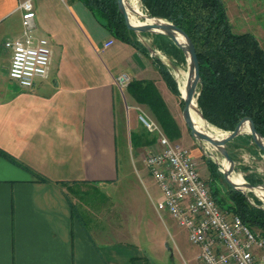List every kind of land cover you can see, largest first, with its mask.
<instances>
[{
    "label": "crops",
    "instance_id": "1",
    "mask_svg": "<svg viewBox=\"0 0 264 264\" xmlns=\"http://www.w3.org/2000/svg\"><path fill=\"white\" fill-rule=\"evenodd\" d=\"M22 1L0 0V264H156L166 255L160 238L169 215L156 208L162 196L147 166L119 164L121 145L130 163L126 141L140 122L114 79L150 80L160 94L165 82L150 57L113 38L79 0H33L35 34L49 39L52 59L47 78L20 88L8 76L5 42L21 33ZM78 187L103 195L115 188L109 228L100 221L113 207L98 211ZM70 191L85 196L90 214L83 217Z\"/></svg>",
    "mask_w": 264,
    "mask_h": 264
},
{
    "label": "trees",
    "instance_id": "2",
    "mask_svg": "<svg viewBox=\"0 0 264 264\" xmlns=\"http://www.w3.org/2000/svg\"><path fill=\"white\" fill-rule=\"evenodd\" d=\"M79 1L113 38L150 57L169 91L178 95L177 85L168 69L159 58L150 56L149 50L136 39L135 32L127 29L117 0ZM140 3L149 16L170 22L193 43L201 80L196 102L202 117L223 132L233 131L242 120L249 119L264 138V50L257 38L250 32H233L222 0H140ZM156 38L163 51L180 59L183 57L182 50L166 35L157 34ZM125 92L149 111L168 139L181 138L177 121L152 81L131 79ZM150 135L155 138L149 139ZM240 139L251 142L252 137L240 135L232 142ZM155 140L156 136L146 130L145 134H132L130 143L141 147L152 145ZM205 164L213 199L251 231L264 236L261 202L251 203L249 194L233 189L213 161L205 159ZM245 180L254 186L263 183L262 178L253 174L245 175ZM218 182L227 186L224 198H220L215 188Z\"/></svg>",
    "mask_w": 264,
    "mask_h": 264
},
{
    "label": "built area",
    "instance_id": "3",
    "mask_svg": "<svg viewBox=\"0 0 264 264\" xmlns=\"http://www.w3.org/2000/svg\"><path fill=\"white\" fill-rule=\"evenodd\" d=\"M17 9L21 11L22 29L18 37L5 42L11 50L8 76L20 88L29 89L35 81L47 78L52 50L48 38L35 34L33 0L20 2ZM130 80L126 74L114 79L124 102ZM125 109L138 110L126 102ZM138 118L157 140L158 148L146 158L162 196L156 208L186 229L189 242L198 247V259L203 264H264V236L251 231L213 199L188 149L168 139L160 126L144 114H138Z\"/></svg>",
    "mask_w": 264,
    "mask_h": 264
},
{
    "label": "rangeland",
    "instance_id": "4",
    "mask_svg": "<svg viewBox=\"0 0 264 264\" xmlns=\"http://www.w3.org/2000/svg\"><path fill=\"white\" fill-rule=\"evenodd\" d=\"M223 1L224 4L226 5L234 31L236 33H242V32L252 33L257 38L261 48L264 50V0H223ZM141 10L145 14V11L142 9V6H141ZM156 35L157 34L155 33H135L136 39L144 47L146 48L149 47L153 50L154 54L152 55L151 52H149L150 56L152 58L157 57L160 59L161 64H163L168 69L169 73L172 75L177 85V79H176L177 73L188 72L187 58L184 54L183 57H181L180 59L177 58L174 54H169L163 51V49L160 47L161 43L156 38ZM163 88H165L164 83L161 85V87H159V89L161 91V95L164 97V100L166 101L170 113L175 118L180 128L184 130V133L187 136V138L189 140H192L193 143H195L196 148L198 149L200 155V157L198 158L199 160H196L198 170L202 179L208 183L210 180L209 172L207 175L206 174L204 175L202 171H200L199 169L198 161L200 162L202 160V162L205 163V159H210L216 164L217 170L222 174L224 171L222 162L225 161L221 156V154L214 147H212L211 145H209L204 141L194 139L190 135V132L187 129L186 125L184 124L182 117L183 101L180 97V93H178V95H174L168 89H165V91H163L164 90ZM124 96L127 105L138 108V110H136L138 114L140 113L144 114L149 119L155 121L145 107L139 105H132L128 101V99H126L128 98L126 92L124 93ZM119 98H120V102L123 103L124 106L125 102L122 99L120 93H119ZM129 110L130 109H128V111ZM145 133H146V129L140 123L138 134H145ZM243 135H248V134H243ZM152 137L154 136L150 135L149 139H151ZM175 142L187 149V146L183 141L176 140ZM118 144L121 145V142L118 141ZM126 145L128 148L127 159L130 163H127L125 161L124 150L122 148V145L121 147L118 146L120 153L119 164L121 165L122 168H125L127 164L131 167H133V165L145 166L146 158L148 154L150 153V151L154 150L155 148L154 146L155 142L152 145L136 147L133 146L129 142V140H127ZM226 148L233 158V162H234L233 170L235 173L241 174L245 182H247L245 180V175H249V174L256 175L263 179V184H264V152L260 150V148L253 141V139L251 140V142H247L241 139L235 140L233 142L230 141L229 143L226 144ZM215 188L218 190V195L220 196V198H224L225 192L227 191L226 184L223 182L221 183L218 182L216 183ZM75 190L77 191V193L84 190L87 194L86 198L88 199V201L90 200L89 201L90 203L91 202L97 203L98 211L104 210L103 212L105 213L107 209H109L111 206L113 207L114 214L111 215L107 214L108 216L104 214L103 221H100L102 223V226L105 225V227L109 228L113 224L112 222H115V188L113 189V192L110 193V195H108L107 191L103 195L97 192L98 189L92 187H85V188L78 187ZM246 194H249V200L251 203H254L256 200L260 201L255 193L246 191ZM70 196L73 199V202L75 206L79 209V211H81V213L83 212L82 213L83 215L86 213L88 214L91 213L90 209L88 210L84 209L83 205L87 203L85 196L81 197L79 196V194H75L72 191H70ZM86 205L87 207L89 206V204ZM260 206L264 208L262 202ZM83 217H85V215ZM111 218L113 219V221L111 220ZM163 219L167 231L165 232L166 238L164 236V233H162L160 240H162L163 251H165L166 255L165 257L162 258V260L157 261L156 264H203L197 257L198 247L190 243L188 240L186 229L180 226L170 216L166 215V217L164 216Z\"/></svg>",
    "mask_w": 264,
    "mask_h": 264
},
{
    "label": "water",
    "instance_id": "5",
    "mask_svg": "<svg viewBox=\"0 0 264 264\" xmlns=\"http://www.w3.org/2000/svg\"><path fill=\"white\" fill-rule=\"evenodd\" d=\"M117 7L119 12L122 14L124 17L125 25L127 29L135 32V33H155V34H163L166 35L168 38H170L183 52V54L186 56L187 61H188V70L192 73V79L191 82L189 83L185 97L182 98L183 101V110H182V117L184 124L186 125L187 129L190 132V135L197 140L204 141L214 147L223 157L224 161L229 164V169L226 171H223L224 179L226 182L235 190L241 191L243 193H246V191H252V189L256 187H264V184H259V185H251L247 182H245V190L242 188H239L235 185H233L230 180L229 176L231 175L234 166V162L231 159L229 152L226 148V144L235 139L236 137L243 135V134H248L252 137L253 141L255 144L264 152V138L255 130V127L253 126L252 122L249 119H244L240 122V124L231 132H225L226 135L223 138L216 139L211 136H208L198 130L195 129L193 120L191 118L190 114V109L192 105V100L193 97L197 100V97L199 95V86L201 85V80L199 76V66H198V59H197V54L194 48L193 43L189 39V37L178 27L174 26L170 22L157 18V17H151L149 16L146 12L145 15L152 20H156L158 22H153L151 24H141V25H132L128 21V16L127 12L125 10V7L123 5V0H117ZM177 36L182 38L184 40V43L181 44L177 40ZM149 52L153 55V50L149 47H147ZM197 104V102H196ZM198 108V107H197ZM199 111V109H198ZM199 114L203 120H205L201 112L199 111ZM206 121V120H205ZM207 122V121H206ZM248 123L249 130L248 132H243L242 128L245 123ZM207 124H209L207 122ZM210 125V124H209ZM211 126V125H210ZM217 129V128H216ZM219 130V129H218ZM221 131V130H220ZM223 132V131H222ZM259 200L263 203L264 205V200L260 199Z\"/></svg>",
    "mask_w": 264,
    "mask_h": 264
},
{
    "label": "bare ground",
    "instance_id": "6",
    "mask_svg": "<svg viewBox=\"0 0 264 264\" xmlns=\"http://www.w3.org/2000/svg\"><path fill=\"white\" fill-rule=\"evenodd\" d=\"M123 5L127 12L128 21L132 25L151 24L153 22H158L156 20L149 19L143 13V11L141 10L140 0H123ZM177 40L181 44L184 43V40L178 36H177ZM176 79H177V86L179 89L180 97L182 99L185 97L187 87L191 82L192 73L189 70L188 72H184V73L178 72L176 75ZM190 114L196 130L216 139L223 138L226 135L225 132H222L213 126H210L209 124H207L205 120L201 118L197 108L195 97H193L192 100ZM248 130H249L248 124H244L242 131L248 132ZM222 165L224 171L229 169V164L227 162H222ZM229 180L233 185L245 190V181L241 174L232 172L231 175L229 176ZM252 191L258 196V198L264 200V187L259 186L252 189Z\"/></svg>",
    "mask_w": 264,
    "mask_h": 264
}]
</instances>
